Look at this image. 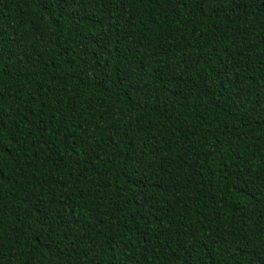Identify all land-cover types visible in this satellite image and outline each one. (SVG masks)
Returning a JSON list of instances; mask_svg holds the SVG:
<instances>
[{
  "label": "trees",
  "instance_id": "trees-1",
  "mask_svg": "<svg viewBox=\"0 0 264 264\" xmlns=\"http://www.w3.org/2000/svg\"><path fill=\"white\" fill-rule=\"evenodd\" d=\"M0 264H264V0H0Z\"/></svg>",
  "mask_w": 264,
  "mask_h": 264
}]
</instances>
